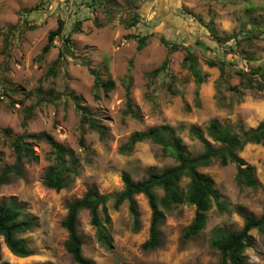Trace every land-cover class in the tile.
I'll return each instance as SVG.
<instances>
[{
	"label": "rangeland",
	"instance_id": "rangeland-1",
	"mask_svg": "<svg viewBox=\"0 0 264 264\" xmlns=\"http://www.w3.org/2000/svg\"><path fill=\"white\" fill-rule=\"evenodd\" d=\"M149 1L0 0V174L14 163L13 142L24 133L52 134L67 150L73 167L67 187L59 191L46 187L43 177L54 163L53 149L46 141L28 140L38 158L24 159L22 176L13 174L0 183V202H16L26 217L34 219L35 226L22 235L33 253L16 256L0 237V264H79L65 248L68 233L62 220L68 203L91 187L102 193L121 191L125 172L138 181L151 171L177 164L169 151L149 140L123 152L121 147L134 132L171 125L177 128L176 135L182 138L187 153L195 156L203 151V145L192 128L200 129L218 146L208 133L212 120L233 126L235 132L256 127L264 120V90L256 87L255 77L250 81L253 87H247L249 80L237 72L264 67V0H185L157 20L160 2ZM137 15L136 25L129 26ZM59 19L65 23L63 36H57L55 46L44 53L48 34L58 26ZM9 26L15 28L7 37ZM213 31L227 41L216 40ZM67 36L70 52L56 67L57 73L50 75L48 71ZM143 36H147L146 45L139 50L138 37ZM161 37L179 44V49L169 54ZM185 47L196 55L197 67L205 78L199 85L184 66ZM168 56V68L152 76L150 72ZM209 59L226 61L225 78H221L219 67L208 65ZM86 61L104 79L115 80L109 97L94 87ZM128 73L137 117L125 112L123 80ZM257 78L264 80L262 75ZM228 83L240 86L244 94L228 90ZM74 97H79L103 125L104 137L82 124ZM30 106H34L33 113L25 125ZM81 136L86 149L80 145ZM239 154L254 167L259 186L241 184L234 163L222 165L216 159L201 166L200 171L212 178L222 194L226 209L220 212L214 205L206 226L193 238H185L184 231L194 219L195 206L180 204L167 212L160 225L162 244L153 250L143 249L150 234L152 211L147 197L138 194V228L128 202L119 209L109 202L111 248L98 242L89 211H80L78 231L83 238V254L97 264H218L221 253L210 244L214 230L238 231L245 214L259 217L264 211V145L248 143ZM187 182L184 178L182 187ZM252 235L255 245L245 255L250 264H264V232L254 229Z\"/></svg>",
	"mask_w": 264,
	"mask_h": 264
},
{
	"label": "trees",
	"instance_id": "trees-1",
	"mask_svg": "<svg viewBox=\"0 0 264 264\" xmlns=\"http://www.w3.org/2000/svg\"><path fill=\"white\" fill-rule=\"evenodd\" d=\"M32 10V9H28ZM195 15V14H194ZM130 23L129 25H133ZM65 23L62 19L58 20V26L50 30L47 43L43 47V52H48L54 47L57 36H63ZM15 26L8 27V35L12 34ZM213 30V29H212ZM216 40L227 41L216 35ZM136 37V35H133ZM251 39V35H247ZM147 36L138 37V49L146 45ZM161 41L169 47V54L179 49V44L170 43L165 37ZM64 47L59 50L58 57L54 60L48 73H57L56 67L61 64L66 54L70 52L71 40L69 36L64 37ZM186 48L184 66H187L193 74L196 83L199 85L205 82V78L200 74L197 67V57L193 51ZM210 67H219L221 78L226 77L225 60L209 59ZM89 67L90 73L94 76V87L103 90L104 96L109 94L116 87L113 78L104 79L100 71L91 68L90 62H85ZM169 65V56L163 63L152 70V76H158L165 71ZM242 78H247L249 82L255 77L257 88L264 90V80L257 76L264 77V67L259 65L257 68L249 67L247 71L240 69L237 71ZM126 95V113L137 117L138 114L133 107L131 99V75L128 73L124 80ZM247 87H253L251 82ZM219 88V87H218ZM226 88L237 95H243L244 91L238 85L227 84ZM197 105L199 106V90L197 89ZM75 104L81 112L82 124H88L91 128L98 130L101 137L105 136V129L96 117L88 111L87 107L81 104L79 97H74ZM34 106L26 109V119L24 124L33 113ZM190 107L188 106L187 109ZM192 134L202 143L203 151L195 156H191L186 151V145L177 133V128L171 125L152 126L146 130L136 131L130 135L127 142L121 147L123 152H130L138 142L152 141L160 144L163 149L169 151L176 160V165L167 167L162 171H151L147 178L135 181L132 176L125 172L123 174V189L115 193H102L97 188H89L81 197L70 201L67 205V214L62 220V226L67 230L68 237L65 241L66 250L73 256L79 264H97L95 260L83 254V238L78 231V216L80 211L86 209L91 215V223L96 228L98 242L107 248L112 246V235L109 230L111 215L109 212V202L113 201V207L119 209L122 204L128 202L129 209L134 217L135 228L140 225L139 206L135 199L138 194H144L151 207L152 215L150 222L149 238L143 243L145 250H153L162 244L160 225L163 223L167 212L173 210L180 204H190L195 206V216L192 223L185 229L184 237L193 238L204 229L208 219L209 211L217 206L220 212L226 209V203L222 200V194L218 191L209 175L200 171L201 166H208L214 160L219 159L222 165L234 163L237 168V180L244 186L257 188L259 186L255 169L248 164L239 154L248 143L264 145V120L256 127L245 129L241 128L235 132L231 125H223L218 120H212L209 124L208 133L213 142L219 144L215 146L204 133L198 128L191 129ZM28 140L46 141L53 149L54 163L49 165L43 177V184L57 191L69 185V175L73 171L67 159V150L48 132L24 133L13 142L15 161L7 166L0 174V183L8 181L11 175L22 176V163L24 159L36 160L38 157L35 150ZM80 145L86 149L84 136L80 137ZM186 178L188 182L182 187L181 182ZM158 190L163 192L161 195ZM244 225L238 231H228L215 229L210 239V244L214 249L221 253L218 264H250L245 255L249 247L255 245L256 239L252 235V230L257 229L264 232V211L256 217L253 214L244 215ZM35 226L33 218L26 217L22 207L16 202H0V237L7 248L16 256L28 257L32 255L33 249L23 238V234L32 230ZM1 246V243H0ZM3 264H12L4 262ZM50 264V263H37Z\"/></svg>",
	"mask_w": 264,
	"mask_h": 264
},
{
	"label": "crops",
	"instance_id": "crops-1",
	"mask_svg": "<svg viewBox=\"0 0 264 264\" xmlns=\"http://www.w3.org/2000/svg\"><path fill=\"white\" fill-rule=\"evenodd\" d=\"M154 0H150L149 4H153ZM160 4H159V10L157 11L155 17L157 20V18H159L163 12H165L168 9H171L173 7H178L180 6L181 3L185 2V0H159ZM144 14H146V11H143ZM141 14V12H140ZM138 15L136 16V20H133L131 23H134L133 25H129V26H134L136 25V23L138 22Z\"/></svg>",
	"mask_w": 264,
	"mask_h": 264
}]
</instances>
